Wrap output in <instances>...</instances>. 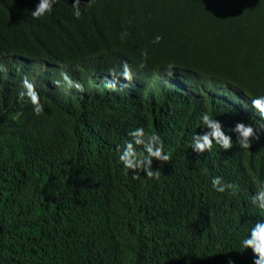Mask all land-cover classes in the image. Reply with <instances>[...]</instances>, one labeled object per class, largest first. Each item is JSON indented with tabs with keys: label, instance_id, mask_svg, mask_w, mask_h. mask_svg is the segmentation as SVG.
<instances>
[{
	"label": "trees",
	"instance_id": "1",
	"mask_svg": "<svg viewBox=\"0 0 264 264\" xmlns=\"http://www.w3.org/2000/svg\"><path fill=\"white\" fill-rule=\"evenodd\" d=\"M129 1L135 14L126 0H95L77 19L69 0H58L34 19L39 0H0V264H253L241 241L264 216L251 202L264 188V140L195 153L193 136L210 131L201 114L213 107L189 96L197 90L190 74L181 77L188 94L178 92L175 72L194 66L196 75L234 81L246 74L264 94V55L251 48L264 49V0ZM11 51L48 64L35 84L39 116L19 98L25 76L8 69ZM125 61L135 75L130 98L108 87L110 70L121 75ZM61 65L84 92L67 87ZM140 127L172 154L153 161L159 181L134 179L119 160ZM217 176L238 193L216 191Z\"/></svg>",
	"mask_w": 264,
	"mask_h": 264
},
{
	"label": "clouds",
	"instance_id": "2",
	"mask_svg": "<svg viewBox=\"0 0 264 264\" xmlns=\"http://www.w3.org/2000/svg\"><path fill=\"white\" fill-rule=\"evenodd\" d=\"M126 2L131 5L129 9H126L129 12L133 9L134 5L129 0H126ZM56 3H58V0H39L35 10L31 11V16L34 19H41L46 15H50ZM94 3L95 0H69V4L73 6V15L77 19L82 17V12L92 9ZM129 13L135 14V12ZM225 31L227 33L218 42L222 49L225 48L229 38L228 30L225 29ZM123 35L125 34H122V38ZM92 36L93 34L91 33L88 36L87 42L90 41ZM231 37L236 36L231 35ZM162 40L163 37L157 35L153 43L158 44ZM242 40L248 44L252 41L249 37H243ZM251 48L255 49L254 53L257 49H262L256 54L264 55V49L261 46H253ZM141 55L143 61H146L148 58L147 51L145 50ZM7 61L11 65L8 66L9 70L20 71L25 76L22 81L24 91L19 93V98L23 100L27 96L33 106L34 113L37 116L41 115L44 112V104L41 103L40 94L37 92L35 84H37V81L41 77V72L48 69L47 64L15 55L12 51L7 54ZM140 67H146V63L141 62ZM174 68L175 65L173 63L167 65L166 74L169 77L174 76ZM194 70L195 67L192 66V68L189 67L175 72L178 75L177 90L181 88L185 95L188 94L183 89L187 84L184 83L181 77L190 74V78L194 80L197 90H191L189 95L205 97L213 108L209 112L201 114L200 125L206 129H210V131L193 136L191 144L193 151L198 155L206 151L211 152L214 143L227 151L232 149L233 139H236V143L240 148L248 150L251 149L252 144L255 145L260 140H264V94L257 95L252 90L253 87H258L259 85L255 84L253 86L250 84V77L246 74L240 75L239 81H234L211 75L204 70L202 74L196 75ZM60 75L69 89L75 88L80 92L85 91L83 84L74 81L70 74L63 70V65H61ZM110 75L113 77V80H110L111 82L108 83V87L115 88L117 84L120 96L124 97L125 95L130 98L132 87H134L132 82L135 79L130 65L125 61L121 75L116 74L114 70H110ZM203 75L214 78L203 82L201 79ZM54 83L56 86H60L61 81L56 80ZM142 83L139 80L137 85H140L141 89L146 91L147 87ZM167 89L175 93V89L171 87H167ZM163 99L166 101L164 97ZM20 115L18 113L16 119H19ZM128 135L132 137V140L125 142L123 150L119 155V160L124 168L132 170L134 179H139L140 173H146L148 179L159 181L161 173L159 169L154 170V159L161 163H168L172 159L171 152H165L164 140L158 133L146 134L143 127L129 132ZM138 146L142 150L138 151ZM262 153L264 154L263 151ZM211 182L213 188L220 193L229 192L230 195H235L239 191L238 184L223 182V178L219 176L214 177ZM251 202L261 213H264V188H259L256 191L255 195L252 196ZM241 246L244 250H252L254 255L253 264H264V216L255 221L250 229V235L241 241ZM229 264H233V262L229 261Z\"/></svg>",
	"mask_w": 264,
	"mask_h": 264
},
{
	"label": "bare ground",
	"instance_id": "3",
	"mask_svg": "<svg viewBox=\"0 0 264 264\" xmlns=\"http://www.w3.org/2000/svg\"><path fill=\"white\" fill-rule=\"evenodd\" d=\"M224 54V53H223ZM226 55V54H225ZM29 56V58H30V55H28ZM229 56H231V55H229ZM229 56H228V58H229ZM32 57V56H31ZM39 57V56H38ZM231 58H233V57H231ZM33 59H36L35 57L33 58ZM39 59H41V58H39ZM91 61V60H90ZM229 61H230V58H229ZM234 61H236V60H234ZM233 64H235V63H233ZM1 65V64H0ZM6 65H7V63H6ZM48 65V64H47ZM122 65V64H121ZM53 68H54V66H52ZM51 69V68H50ZM58 69H56L55 68V73H56V71H57ZM59 71V70H58ZM48 72V71H47ZM54 73V74H55ZM45 74V73H44ZM19 75V74H18ZM46 75V74H45ZM48 75V74H47ZM58 74H56V76H57ZM42 77H44V75H42ZM47 77V76H46ZM94 82V81H93ZM96 83V82H95ZM84 86V85H83ZM93 89V88H92ZM104 89V88H103ZM107 90H108V88H107ZM89 91H90V89H89ZM81 94V93H80ZM82 95V94H81ZM54 96V95H53ZM190 96V95H189ZM49 97V96H48ZM52 97V96H51ZM55 97V96H54ZM50 99V98H49ZM55 101V100H54Z\"/></svg>",
	"mask_w": 264,
	"mask_h": 264
}]
</instances>
